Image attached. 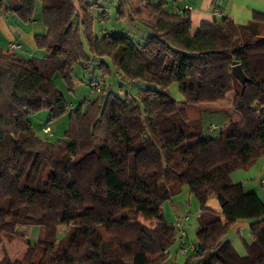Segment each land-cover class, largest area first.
<instances>
[{"label":"trees","instance_id":"1","mask_svg":"<svg viewBox=\"0 0 264 264\" xmlns=\"http://www.w3.org/2000/svg\"><path fill=\"white\" fill-rule=\"evenodd\" d=\"M99 1L0 0V15L22 22L39 3L46 28L34 36L43 58L0 47V245L26 239L21 258L4 252L0 264H166L177 227L160 207L183 184L200 202L186 264H264V200L230 178L264 156V13L244 23L222 15L193 32L177 0H119V17H149L135 41L94 33ZM78 62L150 85L138 99L101 90L69 110L54 78L70 82ZM235 64L244 83L231 74ZM42 109L48 121L68 112L63 138L36 135L30 117ZM211 115L224 125L216 136L204 127ZM212 196L218 209L207 204ZM240 219L250 221L244 256L226 238Z\"/></svg>","mask_w":264,"mask_h":264},{"label":"rangeland","instance_id":"2","mask_svg":"<svg viewBox=\"0 0 264 264\" xmlns=\"http://www.w3.org/2000/svg\"><path fill=\"white\" fill-rule=\"evenodd\" d=\"M219 1V4L217 6L224 8L225 3L227 0H224V3L221 5V2L223 0H217ZM154 2H157L154 0ZM176 3L179 6H183L184 4L191 5L192 8L196 4L195 0H177ZM184 3V4H183ZM99 4L101 7H97L93 5L92 7V13L94 17L93 22V30L94 33L98 36L102 35V31L106 30L110 33H120L125 34L126 36L132 38L135 41L141 40L143 37L142 35L146 32V28L143 25L142 19H148L146 13L140 14V19L137 20H129L128 17H119L117 14V7L119 4V0H100ZM135 7L138 6V4L134 5ZM165 8L168 9L167 5H165ZM101 9L105 12L104 19L101 14ZM196 8L194 9V11ZM40 15H41V8L40 4L36 3L35 11H34V19L37 20L36 24L31 23H21V31H25V34H29L32 30L36 31H45V27L43 26L42 22L40 21ZM212 15V14H210ZM10 12H7L4 14L5 19L8 23L13 24L17 18L13 17ZM221 15L215 14L211 17L213 20L220 19ZM18 21V20H17ZM32 25V26H31ZM31 38V37H30ZM0 46H3L4 48L8 49V44L6 46L5 41L2 40L0 37ZM15 42V41H14ZM23 47H21L19 50H16V52L22 56H29V57H37V58H43L45 51L43 49L37 48V46L33 45V50L30 52L31 45L27 44V41H23ZM94 81H100L101 82V89L102 94L105 95L107 92L111 91L114 94L120 96V97H126L131 96L138 99V94L141 91H144L150 84L145 81H135V82H127L122 79V76L119 72H116L114 69L112 70V73L110 75H107L103 77L102 72L99 70V66L94 62H84L76 63L73 65L72 70V78L70 82H66L61 76L57 75L54 78V84L57 89H59L67 102V107L69 110H72L74 107H76L79 103L85 100H94L99 95L100 92H97L94 90L93 86L91 85V82ZM91 81V82H90ZM169 91L172 94V96L178 100L181 101V96L179 94V91L177 90V84L173 83L169 87ZM229 98V97H228ZM230 102V100H228ZM228 101H226L225 104H228ZM223 102V101H222ZM221 103V102H219ZM217 103V107H225ZM230 110V109H229ZM231 111V110H230ZM40 112V111H39ZM38 113V112H37ZM36 114V113H35ZM32 115L30 119L33 122V128L36 133V135L42 139H49L50 141L54 142L57 139H61L64 137V132L67 129L68 126V119L69 115L67 113H62L55 118H53L51 121H48L47 123L50 125H47L46 127H49L51 129V135L47 136V134L44 132L42 127L45 125L43 121H40L37 116ZM212 119H204V123L207 124V132L212 135L216 136L220 129L224 128L223 122L219 121L215 118H213V115H211ZM236 118V117H235ZM211 123L215 124L217 126L216 128L211 127ZM209 122V123H208ZM38 124V125H36ZM210 124V127L208 125ZM45 128V127H44ZM264 176V156L257 157L249 166L247 167H237L230 173V178L234 183H241L243 187L245 186L248 188V186L256 185L257 182H259V178ZM256 190L258 192V195L264 200V194H261L259 192L258 187H256ZM208 204L213 208L216 209L219 208V202L215 196H212L208 199ZM161 210L163 212V217L167 223H172L176 226V223L182 219L184 216H188V219L183 222V230L185 232V235L183 238H181L180 231L177 229V235H176V241L173 243V245L169 248L166 264H186V261L190 255V246L193 244H196L197 237H196V228H197V215L199 213L200 208V202L197 200V198L192 195L189 192V188L186 184H183L180 191L173 196H171L170 199L165 200L161 204ZM140 221H143L148 226H154L156 224L155 220H145L142 216L139 217ZM248 219H240L236 223L230 226L226 238H228L232 244L237 253L241 256L246 255V247L244 245L243 240H247L250 236L249 228H248ZM39 231V227L33 226L28 228L27 230V240L28 241H34L36 239L37 233ZM181 244L184 245V247H181ZM26 251V239L23 238H16L13 240L6 241L4 240L3 244L0 245V257L4 254V252H7V254L11 258H21V256Z\"/></svg>","mask_w":264,"mask_h":264},{"label":"crops","instance_id":"3","mask_svg":"<svg viewBox=\"0 0 264 264\" xmlns=\"http://www.w3.org/2000/svg\"><path fill=\"white\" fill-rule=\"evenodd\" d=\"M195 1H196V4L193 6V8L190 11L191 30L193 32L197 30V28L201 22H212L213 18L211 16L215 15V14H218L221 16L222 15H228V16L232 17V19L235 22L244 23L251 18V15L254 11L264 13V0H227L224 8L217 6V4H219V1L216 2L217 0H195ZM223 3H224V0L221 2V5ZM184 5H186V4H184ZM183 6H181V7H183ZM195 8H196V10L194 11ZM4 14L0 15V37L2 38L3 41H5L6 46L10 41H15L17 43H20L21 47H23L22 46L24 43L23 41H27V44L31 45V49H32L29 51L30 52L34 51L33 50V45L35 44L34 36L36 34H44L46 32V28H45L44 32L32 30L27 35V34H25V31H23V32L21 31V26H20L21 23L20 22H22V21H20L14 14L11 13L12 15L15 16V17L14 16L13 17L17 18V19L16 20L14 19L15 22L13 24H10L5 19ZM210 14H212V15H210ZM36 21L37 20L33 19L32 21L24 22V23H31L34 25L37 23ZM0 42L2 43L1 40H0ZM0 47L4 48L3 46H0ZM4 49L7 50L6 48H4ZM24 57L29 58V56L28 57L24 56ZM35 116H37L38 119L40 121H43V123L45 124L42 127V129L44 127H46L47 125H49L47 123L48 119H49V111L47 109H42L40 112L36 113ZM30 122H31L32 126H34L31 119H30ZM36 125H38V124H36ZM262 177H264V176H262ZM261 178H259V182H257L256 185L248 186V188H246L244 186V189L246 191L257 192L256 187H258L259 192L262 194V186L260 184ZM262 196H264V195H262ZM207 204H208V201H207ZM213 208H215V207H213ZM249 223H250V221L248 220V223H246V224L249 225ZM231 244H232V242H231Z\"/></svg>","mask_w":264,"mask_h":264},{"label":"built area","instance_id":"4","mask_svg":"<svg viewBox=\"0 0 264 264\" xmlns=\"http://www.w3.org/2000/svg\"><path fill=\"white\" fill-rule=\"evenodd\" d=\"M183 7H184V9L189 10V11H191V9H192V6L188 5V4L184 5ZM20 48H21V44L20 43H17V42H14V41H10L8 43V49L9 50H15L16 51V50H19ZM91 85L93 86L94 90H96L97 92H101V90H102L101 88L102 87H101V82L100 81L99 82L98 81H94L93 82V80H92ZM43 130L48 136L51 135V129L49 127H45V128H43ZM260 184L262 186V194H264V177H262L260 179ZM187 219H188V216H184V217H182V219L180 221H178L176 223V227L180 231L179 233L181 235V238H183L184 235H185V232L183 230V222L186 221ZM181 247L183 248L184 245L181 244ZM193 248H194V245L192 244L190 246V249H193Z\"/></svg>","mask_w":264,"mask_h":264},{"label":"water","instance_id":"5","mask_svg":"<svg viewBox=\"0 0 264 264\" xmlns=\"http://www.w3.org/2000/svg\"><path fill=\"white\" fill-rule=\"evenodd\" d=\"M231 74L236 78L240 83L247 81V77L242 69L241 64H235L231 67Z\"/></svg>","mask_w":264,"mask_h":264}]
</instances>
